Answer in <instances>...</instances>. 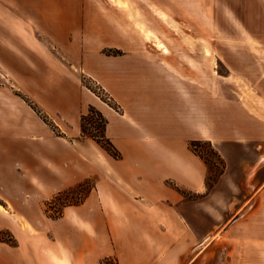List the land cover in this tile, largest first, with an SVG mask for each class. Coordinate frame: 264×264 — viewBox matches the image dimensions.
<instances>
[{"label": "crops", "instance_id": "0c3cea01", "mask_svg": "<svg viewBox=\"0 0 264 264\" xmlns=\"http://www.w3.org/2000/svg\"><path fill=\"white\" fill-rule=\"evenodd\" d=\"M111 11L133 25L142 44L122 39L110 45L121 54H84L79 67L119 110L82 87L70 70L51 64L55 85L33 89L31 96L57 119L64 132L57 135L21 102H8L0 87V235L8 237L0 238V264H197L200 244L215 237L223 220L215 214L204 163L188 147L195 139L216 144L226 160L216 186L237 164L244 175L238 188L246 193L233 204L255 210L224 220L229 224L219 237L226 262L261 254L264 231L244 223L260 220L264 204V92L229 76L219 92L237 103L231 106L228 96L216 100L213 69L200 70L186 57L187 68H180L165 40L158 36L169 55L125 11ZM253 39L264 46V38ZM89 104L107 119L106 136L119 158L110 160L94 142L77 138ZM88 178L94 184L81 202L64 206L57 218L45 213L44 203L56 192Z\"/></svg>", "mask_w": 264, "mask_h": 264}, {"label": "rangeland", "instance_id": "374dc122", "mask_svg": "<svg viewBox=\"0 0 264 264\" xmlns=\"http://www.w3.org/2000/svg\"><path fill=\"white\" fill-rule=\"evenodd\" d=\"M122 1L125 5L118 7L113 4L114 0H0V87L6 90L7 101L21 102L55 134L64 135L57 119L50 116L31 96L33 89L42 91V87L52 88V84L55 85L56 78L53 81L51 76V64H55L61 69L70 70L82 87L114 110H119L120 106L109 92L79 67L80 57L84 54L88 56L99 51L106 55H118L122 51L110 46L112 43L126 38L140 41L133 25L117 19L111 9L125 11L136 27L153 30L157 37L165 40L172 52L178 55L180 68H187L184 62L186 57L194 60L188 61L189 65L197 64L200 70L213 69L216 100L228 96L230 103H233L231 106L237 103L235 96L220 93L223 88L227 89L225 79L229 76H242L250 86L264 92V46L256 44L253 39L264 38V0ZM152 4L164 10L169 19L160 20L151 10ZM139 48L143 49V46ZM232 80L238 84L239 79ZM248 94L243 96L250 104L252 98ZM262 96L264 102V93ZM89 107L92 110L89 111ZM97 112L102 114L96 106L89 104L80 115L77 138L94 142L110 160L116 159L91 138L100 137L102 132ZM83 115L86 120L83 121L82 132L80 125ZM195 140H199L196 150L206 161L196 154L204 163L206 186L214 192L215 214L223 220L216 223L220 225L211 234L215 237L200 244L197 264H228L223 237H219L221 230L229 224L224 220L232 216V219L238 218L240 214H254L255 210L248 203L246 207L241 206V210L238 203L233 204L238 202L239 193H246L238 188L240 177L244 175L239 173L237 164L216 186L226 169V160L216 144L206 139ZM261 144L264 149V142ZM230 152L238 154V150ZM234 160L238 163V158ZM93 184L94 178H88L70 186L72 189L67 195L53 201L51 206L44 203L45 213L56 215L62 211L64 202L83 200ZM259 207L257 214L260 220L244 223L248 230L264 231V204ZM1 237L8 239L5 234ZM244 257L240 259L235 256L233 263L264 264V249L261 254L247 255L245 260Z\"/></svg>", "mask_w": 264, "mask_h": 264}, {"label": "trees", "instance_id": "16d2710c", "mask_svg": "<svg viewBox=\"0 0 264 264\" xmlns=\"http://www.w3.org/2000/svg\"><path fill=\"white\" fill-rule=\"evenodd\" d=\"M34 108V107H33ZM88 110H92L91 107L88 108ZM37 112V111H36ZM98 116L100 118V122H101V134L100 137H91L104 151H106L109 155L113 156L114 158H119L120 154L118 152V150L116 149V147L113 145V143L111 142V140L106 136L105 134V127H106V119L102 116V114L100 112H97ZM85 115H83L81 117V130L82 132L84 131V126H83V121H85ZM199 140H191L189 142V147L190 149L197 154L204 162L205 159L203 158V156L200 154V152H198L196 150L197 144H198ZM209 142V141H208ZM71 187L65 188L63 190H60L58 192H56L49 200H47L45 202L46 206H51L53 201H58L61 199L62 196L67 195V193L71 190ZM82 199L78 200V201H67L64 202L63 206L66 205H73V204H78L79 202H81ZM61 211H58L56 215H48L51 218H57L58 216H60Z\"/></svg>", "mask_w": 264, "mask_h": 264}, {"label": "bare ground", "instance_id": "6f19581e", "mask_svg": "<svg viewBox=\"0 0 264 264\" xmlns=\"http://www.w3.org/2000/svg\"><path fill=\"white\" fill-rule=\"evenodd\" d=\"M114 2L115 3H113V4H115V6H118V7L125 5L122 0H114ZM151 7H152V9H154L155 13L157 15H159L163 20L167 19L166 15L163 14L161 11H159L154 6H151ZM174 22H175V20H174ZM138 29H140V31L144 37L152 39L155 42L156 46L159 48V50H161L162 53L167 54V55L170 54V51L164 46L162 41L156 36V34L153 31H151L150 29L141 27V26H138Z\"/></svg>", "mask_w": 264, "mask_h": 264}]
</instances>
